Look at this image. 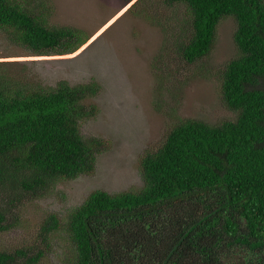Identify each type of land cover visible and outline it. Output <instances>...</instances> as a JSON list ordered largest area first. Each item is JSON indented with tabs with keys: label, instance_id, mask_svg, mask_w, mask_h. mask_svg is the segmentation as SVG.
Masks as SVG:
<instances>
[{
	"label": "trees",
	"instance_id": "1",
	"mask_svg": "<svg viewBox=\"0 0 264 264\" xmlns=\"http://www.w3.org/2000/svg\"><path fill=\"white\" fill-rule=\"evenodd\" d=\"M165 2L186 7L181 52L189 62L210 53L223 18L236 19L238 54L222 84L236 119L179 120L141 157V189L95 190L65 223L49 214L36 250L0 249V264H37L61 230L71 245L62 264H264V0ZM48 8L44 0H0V33L26 56L73 53L92 37L50 24ZM12 64L0 60V188L41 198L59 179L94 172L105 142L85 139L81 122L97 114L85 100L101 85L47 86ZM7 222L0 204V232Z\"/></svg>",
	"mask_w": 264,
	"mask_h": 264
},
{
	"label": "rangeland",
	"instance_id": "2",
	"mask_svg": "<svg viewBox=\"0 0 264 264\" xmlns=\"http://www.w3.org/2000/svg\"><path fill=\"white\" fill-rule=\"evenodd\" d=\"M44 1L50 24L77 27L92 37L73 53L26 56L0 33V60L13 62L11 68L47 86L60 80L97 81L99 93L85 103L97 105L98 112L81 122V133L105 144L93 173L59 179L41 198L0 188V204L7 207L11 225L0 232V249L36 250L45 218L56 214L65 223L95 190L141 189V157L159 147L179 120L220 124L237 117L222 91L226 65L238 54L233 16L220 21L210 53L189 62L181 52L190 30L183 5L165 0ZM70 246L61 230L37 264H62Z\"/></svg>",
	"mask_w": 264,
	"mask_h": 264
},
{
	"label": "bare ground",
	"instance_id": "3",
	"mask_svg": "<svg viewBox=\"0 0 264 264\" xmlns=\"http://www.w3.org/2000/svg\"><path fill=\"white\" fill-rule=\"evenodd\" d=\"M42 260V259H41Z\"/></svg>",
	"mask_w": 264,
	"mask_h": 264
},
{
	"label": "clouds",
	"instance_id": "4",
	"mask_svg": "<svg viewBox=\"0 0 264 264\" xmlns=\"http://www.w3.org/2000/svg\"><path fill=\"white\" fill-rule=\"evenodd\" d=\"M128 5V4H127Z\"/></svg>",
	"mask_w": 264,
	"mask_h": 264
}]
</instances>
